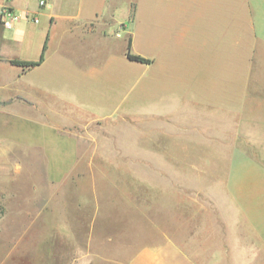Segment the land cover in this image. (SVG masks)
Instances as JSON below:
<instances>
[{
    "label": "crops",
    "instance_id": "crops-1",
    "mask_svg": "<svg viewBox=\"0 0 264 264\" xmlns=\"http://www.w3.org/2000/svg\"><path fill=\"white\" fill-rule=\"evenodd\" d=\"M45 1L0 0L37 18L0 24V182L11 150L39 152L43 198L64 201L67 176L52 179L46 153L71 152V168L79 152L125 153L112 164L122 174L103 177L108 204L93 181L75 193L93 210L79 225L92 232L85 244L94 249L108 219L101 241L134 248L115 264H264V80L251 83L264 68V0ZM44 45L34 67L9 62L37 61ZM133 134L156 135V146L134 145ZM181 136L192 144L181 148ZM64 224L61 264L103 259ZM150 231L157 238L131 244Z\"/></svg>",
    "mask_w": 264,
    "mask_h": 264
},
{
    "label": "rangeland",
    "instance_id": "rangeland-1",
    "mask_svg": "<svg viewBox=\"0 0 264 264\" xmlns=\"http://www.w3.org/2000/svg\"><path fill=\"white\" fill-rule=\"evenodd\" d=\"M258 77L262 81L264 80L263 67L261 73L252 72L251 83L256 81ZM252 85L250 91L254 92L255 89ZM259 90L261 95L264 94V86ZM131 119V124L134 127H142L144 130H149V134H155L157 126L154 123L140 121L136 115L132 116ZM133 133L137 134L139 132L134 131ZM134 134L131 138L134 145H146L149 148L156 146V135L153 137L151 135L150 139H146L141 135L135 137ZM191 144L181 136L179 141L181 148L188 147ZM46 154L49 157L48 161L51 163V168L47 171L52 179L58 181L67 176L62 183L64 201L62 199L48 201L43 198V193H45L43 184L45 169L42 166L32 164L36 159H43L42 153L22 151L15 148L5 157V159L11 160L13 167L9 169V176H5V180L0 182V264H61V254L65 250V244L61 242V232L59 230L63 228L66 220H68L70 227L76 234V241L81 242V248L88 249L93 255L94 250L104 254L101 261L93 256L92 264L100 262L115 264L112 261L117 257L119 260L126 259L134 249L132 246L119 250L114 247L117 242L101 241L103 236L109 235L111 232L108 219L105 220V225L99 230L100 239L99 242H96L94 249L85 244L86 239H90L92 232L89 229L84 231V228L80 226L83 224L87 226V224L92 223L93 210L88 204L89 201L77 200L75 193L78 192L83 195L91 193V182L93 181L96 188L101 190L103 202L108 204L110 194L106 191L109 190L108 188H112L104 178L119 175L120 171L122 174L124 169L116 168L112 164L117 160L127 158L128 154L125 155V153L119 152H79L77 159L80 160V164L74 168L70 167L73 162L71 152L52 151ZM134 154L138 153L132 155ZM129 160L131 159L128 158L125 161L129 162ZM86 161H90L93 166H88ZM35 162L39 164V161ZM56 163L59 164V167H54ZM56 193L58 196L59 189ZM62 206H64L65 213L63 212V215L60 216ZM118 207V205H114L107 208L108 211L111 209L117 213ZM115 217L116 220L113 223L116 228H119L123 220H118L119 215H115ZM151 218L156 219V214L154 213V217ZM48 221L52 225V231L50 232L44 231ZM29 224L33 225L30 231L27 230ZM146 238L147 240L155 239L157 234L150 231L141 240L132 238L130 242L135 246Z\"/></svg>",
    "mask_w": 264,
    "mask_h": 264
},
{
    "label": "built area",
    "instance_id": "built-area-1",
    "mask_svg": "<svg viewBox=\"0 0 264 264\" xmlns=\"http://www.w3.org/2000/svg\"><path fill=\"white\" fill-rule=\"evenodd\" d=\"M45 3H46L45 0H39L40 6H44ZM29 17L34 22H37V18L34 16H30L27 11L21 13L5 5L0 7V24L5 28H11L21 18H29Z\"/></svg>",
    "mask_w": 264,
    "mask_h": 264
},
{
    "label": "trees",
    "instance_id": "trees-1",
    "mask_svg": "<svg viewBox=\"0 0 264 264\" xmlns=\"http://www.w3.org/2000/svg\"><path fill=\"white\" fill-rule=\"evenodd\" d=\"M44 49H45V45L43 47L42 54H41L40 58L37 61H26V60L11 59V60H9V62L11 64L20 66L22 68L34 67V66L38 65L40 63V61L42 60ZM126 56L130 60L141 62V63H148L150 61L149 59H146V58L141 57L139 55H135V54L130 53L129 50H127Z\"/></svg>",
    "mask_w": 264,
    "mask_h": 264
}]
</instances>
